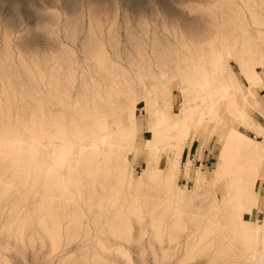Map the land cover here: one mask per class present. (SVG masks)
<instances>
[{"label": "rangeland", "instance_id": "374dc122", "mask_svg": "<svg viewBox=\"0 0 264 264\" xmlns=\"http://www.w3.org/2000/svg\"><path fill=\"white\" fill-rule=\"evenodd\" d=\"M248 112L264 126V0H0V264H254Z\"/></svg>", "mask_w": 264, "mask_h": 264}, {"label": "bare ground", "instance_id": "6f19581e", "mask_svg": "<svg viewBox=\"0 0 264 264\" xmlns=\"http://www.w3.org/2000/svg\"><path fill=\"white\" fill-rule=\"evenodd\" d=\"M235 40V39H234ZM233 43H234V41H233ZM232 102H233V99H232ZM169 105V104H168ZM235 105V104H234ZM244 105H245V103H244ZM165 107H166V105H165ZM168 110V109H167ZM166 110V111H167ZM167 112H169V111H167ZM157 114V113H156ZM243 114V113H242ZM170 115V114H169ZM168 117H170V116H168ZM66 119V118H65ZM170 119V118H169ZM172 119V118H171ZM70 119H68V121H69ZM182 120V119H181ZM169 121V120H168ZM46 123V122H45ZM64 123H65V121H64ZM178 124V123H177ZM181 124V123H180ZM156 126V125H155ZM10 127V126H9ZM153 127V126H152ZM177 128V127H176ZM49 129H50V127H49ZM86 130V129H85ZM153 130V129H152ZM22 132H23V130H22ZM3 133V132H2ZM5 133V132H4ZM24 134H26V133H24ZM0 135H2V134H0ZM8 135V134H7ZM93 137V136H92ZM7 140H9V139H7ZM233 144H234V146L235 147H238V149L240 150V152H241V154H242V156H243V158H244V152H243V150L245 149H241V147H240V145H238V143H237V140H233V142H232ZM243 148V147H242ZM247 152H248V148H247ZM263 154H264V152H263ZM249 157V156H248ZM264 161V157L263 158H261V161ZM245 161V160H244ZM262 161V162H263ZM234 166H237L236 164L234 165ZM233 166V167H234ZM249 166V165H248ZM247 166V167H248ZM246 167V165L245 166H241V169H242V171H244L245 169H249L250 168V166L247 168ZM232 168V167H231ZM239 168V167H238ZM237 168V169H238ZM239 170V169H238ZM172 172V171H171ZM236 174H238L237 172H235ZM229 175H230V173H228ZM235 174V175H236ZM229 175H227V176H229ZM232 175V174H231ZM229 176V177H227L228 179H230L229 181H231V178L230 177H232V176ZM233 176V177H236L237 178V176ZM225 177H226V175H225ZM227 178L225 179L224 178V180L226 181L227 180ZM234 179V178H233ZM235 180V179H234ZM222 181V180H221ZM229 181H226V182H229ZM226 182H225V184H226ZM235 182V181H234ZM244 182V181H243ZM55 183V182H54ZM239 187V186H238ZM54 188H55V186H54ZM249 188V187H248ZM240 193H241V190H238ZM232 192V191H231ZM231 192H229L230 194H231ZM243 192H244V190H243ZM243 192H242V194H243ZM232 194H233V192H232ZM239 194V193H238ZM241 199H234L233 201H231L230 202V206L228 207V208H226V209H224V211L221 213V217H223L224 218V220H229V218L230 217H232L233 218V220H236L237 222H238V228L237 229H235V230H233V232H230V234H229V236L232 238V239H234V241L235 242H252L251 240H252V238L250 239V236H249V234L252 236V232L250 233V231H251V229H253L254 227H253V224L251 223V217H250V210H249V208H248V206H247V202L246 201H242ZM256 201H257V198L255 197L254 199H252V202L253 203H256ZM246 205V206H245ZM241 206V207H240ZM251 209V208H250ZM264 220V219H263ZM264 223V222H263ZM263 226V225H262ZM262 226H261V228H262ZM263 231V230H262ZM256 243H255V246H254V248L257 250V256H256V259H255V261H254V264H263V259H264V232L262 233V236H261V238L259 239V241L257 242V241H255ZM243 244V243H242ZM252 244V243H251ZM246 246H248V245H250V244H245ZM249 248V247H248ZM250 249V248H249Z\"/></svg>", "mask_w": 264, "mask_h": 264}, {"label": "crops", "instance_id": "0c3cea01", "mask_svg": "<svg viewBox=\"0 0 264 264\" xmlns=\"http://www.w3.org/2000/svg\"><path fill=\"white\" fill-rule=\"evenodd\" d=\"M250 106H252V105L249 104V107ZM245 126H246L245 127L246 129L253 131L254 134L257 136H261L262 133H264V131H263L264 126H261L257 121L250 119L249 118V112L247 113V118L245 120ZM183 148H184V146H183Z\"/></svg>", "mask_w": 264, "mask_h": 264}]
</instances>
